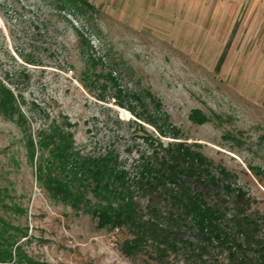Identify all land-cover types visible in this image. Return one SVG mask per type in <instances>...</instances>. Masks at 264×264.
<instances>
[{
    "label": "rangeland",
    "instance_id": "1",
    "mask_svg": "<svg viewBox=\"0 0 264 264\" xmlns=\"http://www.w3.org/2000/svg\"><path fill=\"white\" fill-rule=\"evenodd\" d=\"M0 80L16 99L13 117L0 113V216L27 231L15 264H264L252 249L240 263L217 240L203 251L190 228L181 236L195 249L179 241L161 257L149 243L127 255L128 229L101 228L53 198L29 146V135L38 141L53 121L67 122L78 147L116 149L133 171L149 150L133 120L158 133L131 108L160 109L236 176L264 239V0H0ZM149 197L136 194L145 216Z\"/></svg>",
    "mask_w": 264,
    "mask_h": 264
},
{
    "label": "trees",
    "instance_id": "2",
    "mask_svg": "<svg viewBox=\"0 0 264 264\" xmlns=\"http://www.w3.org/2000/svg\"><path fill=\"white\" fill-rule=\"evenodd\" d=\"M15 105L14 93L0 80V113L13 117ZM131 112L158 133L133 120L136 131L141 132L139 137L149 146V150L140 152L133 171L120 161L116 149L97 153L78 147L69 130L71 124L55 120L40 130L38 141L29 135L30 157L38 163L39 183L53 198L92 213L101 228H127L132 236L122 246L127 255L145 249L149 243L161 257L167 247L177 249L179 241L195 249L193 241L181 236L184 228H190L198 238L197 247L203 251L217 240L223 246L230 245V255L240 263L246 262L251 249L264 263V239L257 237L260 223L245 214L244 207L251 198L242 187L233 186L236 176L215 164L200 143L181 137L180 129L168 122L160 109L157 114L138 112L136 108ZM193 117L201 123L205 119ZM164 137L175 140L165 142ZM37 146L43 152L36 159ZM139 192L150 196L149 216L142 214L136 198ZM1 193L0 190V202ZM90 194L97 199L95 203ZM230 196L236 206L231 214L226 205V197ZM162 201L168 203L166 214L160 209ZM9 228L12 227L0 216V264H15L18 257L23 259L18 242L27 231L12 228L17 232L11 233ZM238 235L244 241H239ZM237 251L245 257H239Z\"/></svg>",
    "mask_w": 264,
    "mask_h": 264
},
{
    "label": "bare ground",
    "instance_id": "3",
    "mask_svg": "<svg viewBox=\"0 0 264 264\" xmlns=\"http://www.w3.org/2000/svg\"><path fill=\"white\" fill-rule=\"evenodd\" d=\"M127 113V112H126Z\"/></svg>",
    "mask_w": 264,
    "mask_h": 264
}]
</instances>
